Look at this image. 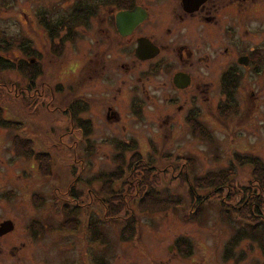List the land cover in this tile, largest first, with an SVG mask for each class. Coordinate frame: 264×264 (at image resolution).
Returning a JSON list of instances; mask_svg holds the SVG:
<instances>
[{
	"label": "rangeland",
	"instance_id": "1",
	"mask_svg": "<svg viewBox=\"0 0 264 264\" xmlns=\"http://www.w3.org/2000/svg\"><path fill=\"white\" fill-rule=\"evenodd\" d=\"M37 3L0 0V42L26 40L34 50L26 56L15 45L0 48V56L32 59L39 73L32 82L17 70L0 68V110L9 121L0 126V221L15 227L0 246L20 249L5 263L264 264V246L254 239L264 233V187L254 167L238 158L255 157L264 164V88L258 75L245 74L229 117H155L151 102L140 117H122L117 124L107 117H84L78 106L87 85L89 33L78 30L55 56L36 20ZM66 106L76 109L75 117L65 115ZM132 144L131 150L118 148ZM138 154L148 162H140L145 182L127 171ZM120 164L122 175L127 171L138 181L129 184L143 189L139 199L156 193L170 206L142 210L138 198L126 197L133 200L128 209L118 215L116 204L106 211L96 179L119 172ZM228 169L229 183L217 191L195 193L186 181ZM197 196L207 198L201 208ZM65 206L77 209V230L59 231ZM125 225L133 228L128 240ZM39 227L45 228L40 236Z\"/></svg>",
	"mask_w": 264,
	"mask_h": 264
},
{
	"label": "flooded vegetation",
	"instance_id": "2",
	"mask_svg": "<svg viewBox=\"0 0 264 264\" xmlns=\"http://www.w3.org/2000/svg\"><path fill=\"white\" fill-rule=\"evenodd\" d=\"M37 2L36 20L55 56L78 30L89 33L84 107L78 106L84 117L117 124L140 117L147 102L156 105L155 117H229L245 74L258 75L264 88V0ZM62 110L75 117L74 107ZM6 221L2 245L14 231L2 233ZM18 250L0 246V264Z\"/></svg>",
	"mask_w": 264,
	"mask_h": 264
},
{
	"label": "trees",
	"instance_id": "3",
	"mask_svg": "<svg viewBox=\"0 0 264 264\" xmlns=\"http://www.w3.org/2000/svg\"><path fill=\"white\" fill-rule=\"evenodd\" d=\"M26 40H20V41H7L6 39L2 40L0 42V48L1 49H7L8 47H14L16 45L17 48H20L26 56H30L31 54H34V50L30 48V44L25 43ZM12 49V48H10ZM30 50V51H29ZM31 52V53H30ZM31 60V59H30ZM0 68L1 70H17L20 72V74L28 77L32 82L34 81L33 79L39 75V73L37 72V70L35 69V64L31 63V61L29 63H26L24 60H19L18 62H14L12 60L3 58L0 56ZM4 114L3 112H1L0 110V126H5L8 125L9 121H6L3 118ZM204 132V130H202ZM205 133V132H204ZM118 148L126 150V149H133V144L132 145H123V146H118ZM32 152V151H30ZM42 157V156H40ZM138 159L137 160H131L130 164L128 165V170L132 173H134V177H137L138 175H141L142 177L138 180H140L141 182H145L144 181V177H143V172H145L144 169H142L140 162H144V158L138 154L137 155ZM239 161L242 163V165H244L245 163H249L254 167V171L256 173V175H258L260 178H255L256 181L259 184H262L261 187H264V164L255 157H244V156H238ZM38 161L40 162V165L43 163L41 162V158L38 159ZM190 161V160H188ZM193 162V160H192ZM119 163V162H118ZM145 164H147L148 162H144ZM244 163V164H243ZM122 164V162H121ZM120 164V165H121ZM43 165V164H42ZM118 166V171L119 172H112L109 174H102L99 175V177L96 180H99V182H101L102 184V192L101 195H103L105 197V199H103L102 201H104L105 205H106V211L109 210L108 206H112V205H119V209H118V215L121 213V211H125L126 209H128L130 202L133 201L129 198L126 197H134V198H141L139 195V192L143 191V189H137L135 183H137L138 181H136V178H129V174H127L126 172L120 173L121 170H124V164L121 166ZM193 167V165H192ZM206 176L203 177H193V179H188L186 178V181L188 182V184L191 186V191L192 192H198V191H206L209 189H214L215 191L218 190V188L224 186L225 182H228V180H230L231 176H232V169H228V170H221L219 173H215V172H209L207 174H205ZM132 176V177H133ZM133 182L134 185H130ZM130 183V184H129ZM130 185V186H129ZM139 185H144V184H139ZM129 186L128 192H130V194H128V192H122V189ZM260 186V185H259ZM120 188V189H119ZM123 193V194H122ZM156 193H147L144 196L146 197L145 199L141 200L139 199V205L140 208L142 210H160L163 207L170 206L169 203H167L168 201L165 199H161L158 194L155 195ZM148 196V198H147ZM126 199H123V198ZM198 199V204L197 206L200 208L205 204V202L207 201L206 197H201V196H197ZM130 200V201H129ZM176 202V201H174ZM178 202V201H177ZM178 204V203H176ZM69 206V205H68ZM68 206L64 207V211L66 214V220L64 222V224L60 225L59 227V231H65V230H77L78 226L80 225V221L79 219L76 217L75 212H76V208L74 209H69ZM197 206H195L196 208H198ZM199 208V209H200ZM117 215V216H118ZM116 215L112 214L110 216V218H114ZM105 218L106 220L108 219V215L106 214ZM264 225V224H263ZM255 228H262V226H253ZM95 228V227H93ZM43 229H45L43 227ZM55 229V228H51ZM132 230L133 228H131L130 225L126 226L123 229V236L126 240H128L131 236H132ZM263 230V229H262ZM93 231L95 232V229H93ZM45 232V231H44ZM264 232V230H263ZM255 240H258L256 242H258L261 246H264V233L263 236H261L260 239H256V237H254ZM238 239H236L237 241ZM234 241V240H233ZM232 241V243H234ZM183 251V250H182ZM184 252V251H183Z\"/></svg>",
	"mask_w": 264,
	"mask_h": 264
},
{
	"label": "water",
	"instance_id": "4",
	"mask_svg": "<svg viewBox=\"0 0 264 264\" xmlns=\"http://www.w3.org/2000/svg\"><path fill=\"white\" fill-rule=\"evenodd\" d=\"M2 226H3L2 233L11 232L14 229V224L11 221L5 222Z\"/></svg>",
	"mask_w": 264,
	"mask_h": 264
}]
</instances>
